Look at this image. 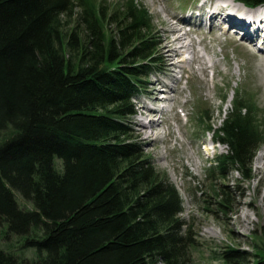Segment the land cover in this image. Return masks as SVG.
<instances>
[{"label":"trees","instance_id":"1","mask_svg":"<svg viewBox=\"0 0 264 264\" xmlns=\"http://www.w3.org/2000/svg\"><path fill=\"white\" fill-rule=\"evenodd\" d=\"M96 3L0 0V225L36 248L38 264H192L181 193L131 136L142 83L161 68L153 20L135 0L107 15ZM65 18L88 36L78 64L68 54L82 33L67 39ZM201 118L227 147L210 178L252 179L264 145L256 111L237 97L219 126ZM225 189L214 185L224 208ZM222 258L238 264L239 251ZM19 260L0 247V264Z\"/></svg>","mask_w":264,"mask_h":264},{"label":"rangeland","instance_id":"2","mask_svg":"<svg viewBox=\"0 0 264 264\" xmlns=\"http://www.w3.org/2000/svg\"><path fill=\"white\" fill-rule=\"evenodd\" d=\"M135 1L150 12L153 20V34L150 39L158 43L157 56L162 61V68L145 78L142 83L144 87L135 100L136 114L133 117L131 136L142 142L156 168L166 174L181 193V217L191 226L192 236L196 241L191 250L192 264H228L222 257L232 249L239 251L240 264H253L256 260H262L264 159L258 163L257 157L264 155V145L253 159L252 179L245 180L236 171L231 172L224 181L210 178L211 164L217 155L226 152L227 147L215 144V149L212 150L210 142L214 139L211 133H206L207 118H201V114L210 115L212 122L219 126L238 97L242 103L256 111L258 123L264 129V62L252 54L258 51V45L243 40L242 34L237 35L234 28L212 29L208 21L202 28L196 26L197 24L187 27L180 22V18L164 23L155 14L153 0ZM203 1L172 0L170 10L179 15L183 12L185 15L205 12L201 10ZM127 2L128 0H97L96 5L98 8L102 7V12L107 15ZM156 8L162 11L164 6L159 3ZM252 17L254 15L250 18ZM65 20L62 23L67 39L70 40L73 31L82 33L79 35L80 44L68 54L78 64L83 51L81 39L86 36L83 33L85 27L74 18ZM105 20L111 21L108 18ZM170 23L181 27L183 31L189 30L194 47L182 57L169 59L166 55L167 59L164 61L161 51L170 53L165 45L173 38V34L168 32ZM217 23L221 24V21ZM108 28L112 35L115 32L117 34L116 26L109 25ZM127 50L130 48L122 49L123 52ZM195 55L202 56V60H193ZM183 57L187 61L179 64V59ZM205 66L206 72L203 70ZM167 67L172 68L171 73H166ZM158 78L162 83L156 81ZM166 84L169 87L164 86ZM143 102L154 108V115L141 108ZM140 119L148 122L156 119L161 126L158 129H144L139 123ZM146 134L150 135L149 139L145 137ZM215 184L226 186V208L218 204L219 198L214 192ZM18 197L21 206L32 207L19 195ZM242 211H247L250 215L249 222L244 221ZM211 229L215 233H206V230ZM24 245L23 237L9 233L5 224L0 225V247L20 256L19 264H38L36 248H27Z\"/></svg>","mask_w":264,"mask_h":264},{"label":"bare ground","instance_id":"3","mask_svg":"<svg viewBox=\"0 0 264 264\" xmlns=\"http://www.w3.org/2000/svg\"><path fill=\"white\" fill-rule=\"evenodd\" d=\"M198 1V0H195ZM162 3L164 8L162 11L158 10L156 6ZM172 0H153V5L155 7V14L158 18L162 19L164 23L169 22V20L173 18L181 19V23H194L199 28L205 27L207 25L206 21L210 22L212 29H226L227 28H234L235 33L242 34L241 38L248 43H253L258 45V51L252 52L253 55H257L260 59L264 62V6L258 7L255 9H251L247 7L245 4L237 2L236 0H204L202 3L201 10L205 12H196V13H189L185 15H179L177 12H173L170 10V4ZM204 8H206L204 10ZM208 9V10H207ZM250 18L251 16H253ZM252 19V20H250ZM179 21V20H178ZM221 21V24L217 23ZM225 24V25H224ZM252 28V30H251ZM170 34H173V38L170 39L165 47L169 49L170 53H165V50L161 51V56L163 60L166 61L168 58H174L176 56L182 57L186 52L191 51L190 49L194 47L193 39L190 37L188 31H183L181 27L173 25L170 23L169 31ZM263 41V42H262ZM260 42V43H257ZM164 47V49H165ZM197 54V52H195ZM262 53V54H259ZM160 59V57H159ZM193 60H202V56L195 55ZM161 61V60H160ZM187 61V58H180L179 64L184 63ZM166 64V62H165ZM175 65V64H174ZM173 65V66H174ZM161 68H162V61H161ZM166 73H171L172 68L167 67ZM204 72L207 71V66L203 68ZM156 81L162 83V80L158 78ZM178 81V80H177ZM176 81V82H177ZM148 84V83H147ZM169 87L168 84L164 85ZM144 111L151 112L154 115V108L151 107L150 104L143 102L141 105ZM143 110L141 109V113L144 114ZM160 111V110H159ZM165 111V110H163ZM140 125L144 129H148L149 127H154V129H158L161 124L156 119H152L150 122L146 121L145 119L139 120ZM144 131V130H143ZM145 137L147 139L150 138L149 134H146ZM264 159V155L261 154L257 157L258 163H261ZM241 215H243L244 221L249 222L250 215L247 211H242ZM206 233H215L214 230H206Z\"/></svg>","mask_w":264,"mask_h":264}]
</instances>
